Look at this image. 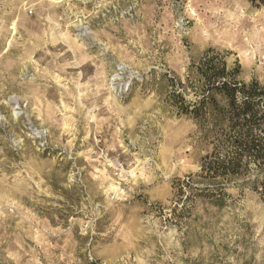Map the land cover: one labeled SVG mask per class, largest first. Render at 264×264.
I'll return each mask as SVG.
<instances>
[{"label": "rangeland", "instance_id": "1", "mask_svg": "<svg viewBox=\"0 0 264 264\" xmlns=\"http://www.w3.org/2000/svg\"><path fill=\"white\" fill-rule=\"evenodd\" d=\"M208 49L264 82V9L0 0V264H264L255 192L178 183L209 147L168 80Z\"/></svg>", "mask_w": 264, "mask_h": 264}, {"label": "trees", "instance_id": "2", "mask_svg": "<svg viewBox=\"0 0 264 264\" xmlns=\"http://www.w3.org/2000/svg\"><path fill=\"white\" fill-rule=\"evenodd\" d=\"M246 1L264 9V0ZM240 74V65H229L227 54L208 49L190 65L185 80H168V104L195 123L199 140L209 147L200 171L179 186L196 181L203 186L198 196L218 207L230 187L248 188L264 202V82H244Z\"/></svg>", "mask_w": 264, "mask_h": 264}]
</instances>
